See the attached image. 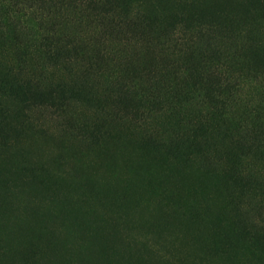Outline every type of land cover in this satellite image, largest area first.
Masks as SVG:
<instances>
[{"label": "rangeland", "instance_id": "rangeland-1", "mask_svg": "<svg viewBox=\"0 0 264 264\" xmlns=\"http://www.w3.org/2000/svg\"><path fill=\"white\" fill-rule=\"evenodd\" d=\"M0 264H264L256 0H0Z\"/></svg>", "mask_w": 264, "mask_h": 264}, {"label": "trees", "instance_id": "trees-1", "mask_svg": "<svg viewBox=\"0 0 264 264\" xmlns=\"http://www.w3.org/2000/svg\"><path fill=\"white\" fill-rule=\"evenodd\" d=\"M256 1L259 4V6L264 9V0H256ZM59 54H60V51L57 48L53 47L52 55L58 57ZM159 54L161 55V53H159ZM159 54L155 53V55H154L152 53L151 56L155 58ZM101 56H105V55H101ZM190 74L191 75L193 74L195 76L194 77L195 81H193V83L199 84L200 90L207 91L208 94H211V98L213 96V92L218 91L223 86L222 82H223L224 78L220 74V72L216 70V68L215 69H213V68H211V69H209V68L208 69L197 68V69L190 71ZM184 82L187 84L190 82V79L186 80V78H185Z\"/></svg>", "mask_w": 264, "mask_h": 264}]
</instances>
